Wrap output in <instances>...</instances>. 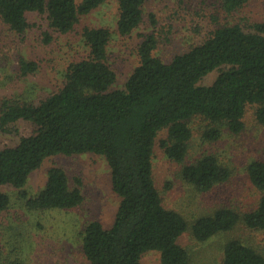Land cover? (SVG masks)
<instances>
[{"label":"trees","instance_id":"obj_1","mask_svg":"<svg viewBox=\"0 0 264 264\" xmlns=\"http://www.w3.org/2000/svg\"><path fill=\"white\" fill-rule=\"evenodd\" d=\"M106 0H0V18L17 34L28 28V12L46 14L50 28L69 33L81 15ZM146 0H118L117 33L128 36L143 19ZM251 0H220L227 14ZM85 56L69 63L63 85L37 102L16 98L0 101V131L8 132L19 120L33 124L28 136L14 146L0 148V186L23 187L43 160L55 154L96 153L105 156L113 192L120 198L113 224L88 223L82 233L81 252L90 264H140L147 251H158L162 264H190L188 251L179 243L187 230L197 241L233 230L237 225L264 230V161L246 166L250 184L260 193L250 210L221 206L196 218L164 206L153 176V148L159 131L160 145L173 163L183 164L192 131L187 123L202 116L213 127L202 132L208 142L221 137L220 124L231 133L244 128L248 105L264 126V23L251 21L220 24L197 44L175 54L168 62L153 54L156 38L144 36L136 49L138 65L122 89H111L116 74L108 62L111 31L106 27L82 30ZM221 71L210 85L200 80ZM36 62L20 61L23 74L35 71ZM181 179L200 192L226 182L231 170L210 153L183 164ZM30 212L78 207L83 196L71 187L60 167L48 170L43 188L35 195L21 192ZM9 198L0 190V211ZM23 227V226H22ZM21 227V228H22ZM1 233V222H0ZM14 245L0 247V264H27ZM220 264H264V255L237 239L227 241Z\"/></svg>","mask_w":264,"mask_h":264},{"label":"rangeland","instance_id":"obj_2","mask_svg":"<svg viewBox=\"0 0 264 264\" xmlns=\"http://www.w3.org/2000/svg\"><path fill=\"white\" fill-rule=\"evenodd\" d=\"M142 12L139 26L125 37L116 31L118 0H106L90 13L81 15L74 29L66 34L50 28L46 14L41 12L27 13L29 26L21 34L9 29L0 18V101L16 98L37 102L60 88L69 63L87 53L81 34L86 26L106 27L111 31L108 62L116 74L111 89H122L138 65L136 49L145 35L155 36L153 54L168 62L175 54L199 43L220 24L264 23V0H251L233 14L220 8V0H146ZM21 60L36 62L37 69L23 74ZM220 71L221 68L213 70L200 84L210 85ZM255 108V105L246 107L240 133H231L220 124L221 137L211 142L202 138V132L213 127L211 123L202 116L187 121L192 136L183 164L195 162L206 152L231 170L226 182L208 192H200L181 179L179 171L183 164L173 163L166 157L160 145L166 129L159 131L153 148V176L165 207L181 213L191 224L221 206L250 210L256 205L260 193L250 184L246 173L250 161H264V126L256 121ZM33 129L30 122L19 120L10 131H0V148L14 146ZM52 167L65 171L70 186L80 189L83 201L73 209L30 212L21 192L29 196L38 193ZM0 190L9 198L7 209L0 211V247L5 251L13 245L18 247V255L27 264H90L81 252L82 233L92 221L110 227L120 201L112 190L105 156L96 153L51 155L29 175L23 187L2 185ZM231 239L264 255V230L252 231L243 224L205 241H197L187 230L178 241L188 251L190 264H220L223 248ZM140 264H162L160 253L145 252Z\"/></svg>","mask_w":264,"mask_h":264}]
</instances>
